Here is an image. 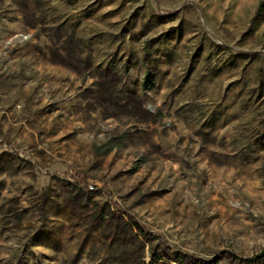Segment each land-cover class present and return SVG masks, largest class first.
<instances>
[{"label":"rangeland","instance_id":"rangeland-1","mask_svg":"<svg viewBox=\"0 0 264 264\" xmlns=\"http://www.w3.org/2000/svg\"><path fill=\"white\" fill-rule=\"evenodd\" d=\"M261 4L0 0V264H264Z\"/></svg>","mask_w":264,"mask_h":264},{"label":"trees","instance_id":"trees-1","mask_svg":"<svg viewBox=\"0 0 264 264\" xmlns=\"http://www.w3.org/2000/svg\"><path fill=\"white\" fill-rule=\"evenodd\" d=\"M264 7V4H261L260 5V9L259 11H261V8ZM85 191H87L86 189H84ZM124 217H126V219L129 221V224L130 226L132 227V231L135 230L136 232V236H134L135 238V241L138 242V240L141 238V239H144L146 241H149L150 240V235L143 229L140 227V225L133 219L131 218L129 215L125 214L124 213ZM134 235V234H133ZM138 236V237H137ZM126 240V238H125ZM124 241V240H123ZM131 243V242H130ZM125 247V246H124ZM128 248L125 247L124 249L121 250V253H126V250ZM262 256H258L257 259H261ZM248 262H254V260H249Z\"/></svg>","mask_w":264,"mask_h":264}]
</instances>
